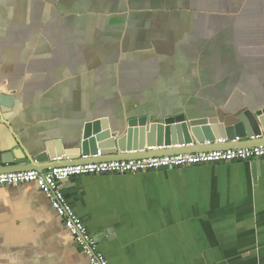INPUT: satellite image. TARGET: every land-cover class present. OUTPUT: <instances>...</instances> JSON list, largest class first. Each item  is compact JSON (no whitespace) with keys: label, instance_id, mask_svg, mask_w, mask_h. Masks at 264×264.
Listing matches in <instances>:
<instances>
[{"label":"crops","instance_id":"1","mask_svg":"<svg viewBox=\"0 0 264 264\" xmlns=\"http://www.w3.org/2000/svg\"><path fill=\"white\" fill-rule=\"evenodd\" d=\"M0 92L13 97L0 154L14 137L32 154L79 147L100 119L263 108L264 0H0ZM252 164L78 176L62 191L109 264H264ZM0 264L88 263L22 184L0 187Z\"/></svg>","mask_w":264,"mask_h":264},{"label":"water","instance_id":"2","mask_svg":"<svg viewBox=\"0 0 264 264\" xmlns=\"http://www.w3.org/2000/svg\"><path fill=\"white\" fill-rule=\"evenodd\" d=\"M12 103V96L0 92V123L9 129L2 115L11 110ZM153 119L148 115L133 117L113 128L107 119L88 122L79 147L65 149L61 141L52 140L35 145L36 154L14 137V144L4 145L1 151L0 172L42 173L57 166L264 146V138H260L264 133V107L242 108L234 113L217 110L213 116L197 118L179 114ZM98 152L102 157H95ZM43 164L48 166L41 167ZM259 164V160H253L254 175Z\"/></svg>","mask_w":264,"mask_h":264},{"label":"built area","instance_id":"3","mask_svg":"<svg viewBox=\"0 0 264 264\" xmlns=\"http://www.w3.org/2000/svg\"><path fill=\"white\" fill-rule=\"evenodd\" d=\"M99 156L100 153L98 152L95 157ZM251 160H259L264 163V146L57 166L42 173L35 170L0 173V187H14L22 184L36 185L69 232L74 245L86 257L87 263L109 264L103 253L98 249L95 237L87 231L83 221L65 198L62 191V184L65 181L73 177L86 175L138 174L163 169Z\"/></svg>","mask_w":264,"mask_h":264}]
</instances>
